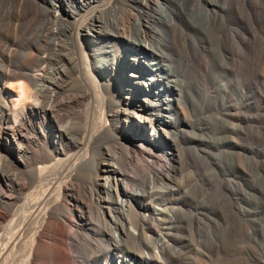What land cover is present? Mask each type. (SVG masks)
I'll return each mask as SVG.
<instances>
[{
  "label": "bare ground",
  "instance_id": "bare-ground-1",
  "mask_svg": "<svg viewBox=\"0 0 264 264\" xmlns=\"http://www.w3.org/2000/svg\"><path fill=\"white\" fill-rule=\"evenodd\" d=\"M108 1L106 8L96 5L100 0H77L78 3L42 0L34 5L40 33L63 32L64 55H74L64 67L48 76L49 81L43 79L45 81L38 85L42 74L30 72L23 94L9 87L12 83L5 82V88L7 85L14 92L4 91L3 98L0 96V120L8 121L6 128L12 133L5 136V144L9 145L28 131L44 141V146L37 145L29 163L22 162L29 168L33 180L41 182V190L29 191L28 178H19L17 184L5 178V171L0 172L6 181V191L0 186V208L6 211L24 197L21 216L5 225V233L11 236L4 242L0 234V264L11 261L31 228L34 232L29 238L25 264L67 262L65 252L58 247H64L66 243L58 239V235L65 237L68 245H92L98 249L99 255L87 253L91 255L87 258L89 264H162L163 251L170 249L168 238L160 233L157 225L173 224L174 214H181L183 210L180 209L181 202L174 207L171 198L163 199L160 191L165 186L157 187V183H164V179L174 180L172 170L177 145L172 146L169 138L175 132L163 124L169 118L185 116L187 99L183 93L186 73L176 69L173 41L176 33L179 32L180 36L183 32L179 29L197 31L208 21L207 18L216 19L225 11L220 9L219 0ZM231 1L227 0V7ZM27 2L29 4L30 0ZM205 6H212L213 11ZM34 25L32 19L31 31ZM183 36L185 44L195 52H203L199 39L188 34ZM51 47L58 46L52 44ZM41 60L45 62V56ZM72 83L79 87L82 96L92 95L97 104L90 114L89 125L81 130L73 127L70 118L68 129L58 128L62 116L56 109H60L63 102L60 90L65 84ZM217 87L226 92L222 84ZM6 98L11 107L6 104ZM26 100L25 106L19 104ZM24 108L28 115L25 128L17 125L16 118ZM36 117L41 118L42 126L37 125ZM105 136L119 137L122 142L120 158L126 165L137 164L146 171L145 184L133 188V180L126 175L118 176L120 172L117 170L107 173L109 162L99 174L98 169L79 152L65 156L67 151L62 139H69L67 147L70 150L85 151L90 144ZM0 142H3L1 138ZM79 176L89 180L88 198L79 197L81 188L73 182ZM13 190L17 197L12 196ZM68 197L74 198V205L68 202ZM104 215H108L112 225L106 223ZM6 221L7 214L0 213V226ZM149 221L156 222V225H149ZM65 224L70 226L71 232L66 230ZM150 229L156 231V238L151 237L155 242L151 252L152 240L146 236ZM54 239L58 246L48 253L44 263L38 251L55 243ZM126 247L140 250V256L118 254Z\"/></svg>",
  "mask_w": 264,
  "mask_h": 264
},
{
  "label": "rangeland",
  "instance_id": "rangeland-1",
  "mask_svg": "<svg viewBox=\"0 0 264 264\" xmlns=\"http://www.w3.org/2000/svg\"><path fill=\"white\" fill-rule=\"evenodd\" d=\"M41 1L30 0L28 4L27 0H0L2 98L4 91L14 92L7 85L5 88V82L28 84L31 72L42 74V78L38 79L40 85L45 81L43 79L49 81L48 76L64 67L74 55H64L63 32L40 33L34 5ZM108 2L100 0L96 5L106 8ZM226 3L227 0H219L220 9L225 11L223 15L216 19L207 18L208 21L197 31L179 29L184 33L180 36L179 32L176 33L173 41L176 69L186 73L183 93L187 99L184 103L185 116L169 118L163 124L175 132L169 138L172 146L174 143L177 145L172 170L174 180L164 179L165 184L159 182L157 187L165 186L163 191L159 190L163 199L171 198L174 207L181 202L183 213L174 214L173 224L157 225L160 226V233L166 235L170 242V249L163 251L162 264H264V0H232L228 7ZM205 7L213 11L212 6ZM32 19L35 24L33 31ZM184 34L202 42L204 50L201 54L185 44ZM52 44L58 47L54 49ZM44 56L45 62L41 60ZM67 70L71 71L68 67ZM12 75L15 77L8 78ZM219 83L226 92L218 89ZM65 85L60 90L62 107L56 109L62 116L58 128L68 129L71 119L73 127L81 130L89 125L90 114L97 104L92 95L82 96L77 85ZM3 102L11 107L7 98ZM27 103L26 100L19 104L25 106ZM22 110L16 115L17 125L25 128L28 115L25 108ZM41 121L40 117H36L39 127L42 126ZM7 124V120H0V138L3 140L0 142V172L5 171V178L17 184L19 178H28L29 191L41 190V182L33 180L29 168L24 167L22 162L29 163L38 149L37 145L44 146L43 139L28 131L6 145L5 136L12 135L6 128ZM24 128L20 130L24 131ZM62 141L67 151L65 156L79 152L98 169L99 174L109 162L110 168L106 172L117 170L120 172L118 176L126 175L133 180V188L145 184L147 180L145 170L137 164L126 165L120 158L122 142L119 137L105 136L101 141L90 144L85 151L70 150L67 147L69 139ZM73 182L81 188L79 197L88 198L86 188L89 180L79 176ZM5 183L0 174V186L4 191ZM12 196L17 197L15 190ZM68 198V202L74 205V198ZM23 203L24 197H21L16 206L6 211L0 208V213L7 214V221L0 226L4 242L11 236L5 233V225L21 216ZM104 219L109 226L112 225L108 215H104ZM148 223L156 225V222ZM65 226L71 232L70 226ZM33 232L34 228H31L29 235L24 236L11 259L13 262L8 264H25ZM122 234L119 233L120 236ZM146 236L150 239L154 236L155 239L156 231L150 229ZM57 238L66 244L60 247L54 239L55 243L40 249L38 256L42 262H47L48 253L55 246L65 252L67 262L64 264H89L87 260L91 255L87 253L100 254L92 245H68L65 237L58 235ZM153 238L150 252L155 246ZM135 249L122 248L118 254L140 256V250Z\"/></svg>",
  "mask_w": 264,
  "mask_h": 264
},
{
  "label": "clouds",
  "instance_id": "clouds-1",
  "mask_svg": "<svg viewBox=\"0 0 264 264\" xmlns=\"http://www.w3.org/2000/svg\"><path fill=\"white\" fill-rule=\"evenodd\" d=\"M9 87L13 89H18L23 94L26 89V84L24 82H20L18 84L9 85Z\"/></svg>",
  "mask_w": 264,
  "mask_h": 264
}]
</instances>
